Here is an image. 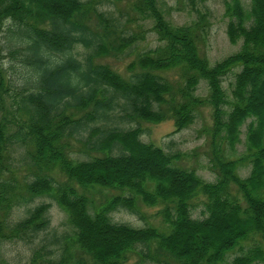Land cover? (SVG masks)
<instances>
[{"label":"trees","instance_id":"1","mask_svg":"<svg viewBox=\"0 0 264 264\" xmlns=\"http://www.w3.org/2000/svg\"><path fill=\"white\" fill-rule=\"evenodd\" d=\"M104 1L117 0H0V34L6 19L18 25L7 34L24 49L28 68L10 86L0 63V264H9L4 239L32 237L48 225L49 201L9 217L14 205L40 194L63 207L70 231L58 259L36 248L28 264H264V0H249L248 8L224 1L228 38L241 44L214 63L201 52L210 21L196 0H186L196 15L184 23L170 20L164 0H132L134 17L140 26L147 20L159 42L135 51L127 76L100 59L134 52L145 33L128 28L132 16L119 18ZM235 66L229 96L222 79ZM200 79L206 95L196 92ZM205 103L212 108V180L178 164L180 151L143 141L140 125L113 122L172 118L180 129ZM246 118L244 149L232 156L226 145L234 147ZM74 141L87 157L70 155ZM244 164L250 168L241 175ZM16 165L32 174L19 181ZM196 199L200 217L190 213ZM138 201L162 204L164 225L112 219L119 207L139 212Z\"/></svg>","mask_w":264,"mask_h":264},{"label":"rangeland","instance_id":"2","mask_svg":"<svg viewBox=\"0 0 264 264\" xmlns=\"http://www.w3.org/2000/svg\"><path fill=\"white\" fill-rule=\"evenodd\" d=\"M131 1L132 0H117L115 3L108 2V4L104 1V6L109 7L119 18L125 19L128 14L132 16L133 19L127 24L128 28L131 30L143 31V33H145L144 38H138L135 42L134 52L125 54L121 58L115 59L106 56L100 59V61L110 63L114 69L124 76H127L129 72L126 66L128 61L133 57L135 51L144 50L159 42L156 33L152 30H147L149 26L147 20H143L144 23L140 26V18H135L134 11L130 9ZM224 1L225 0H196V5L200 10H207L209 12V32L205 43L201 45V52L206 55L210 63H214L216 60L233 53L241 44V39L232 42L228 38L226 27L229 16L225 14ZM164 2L166 5L171 6L167 16L174 23H184L196 15V11L188 5L186 0H164ZM241 2L248 8L249 0H241ZM15 27H18L16 23L10 19H6L3 24V31L0 34V41L3 46L0 63L3 68L4 79L9 82L10 86L21 84L25 80V77L28 76V68L23 61L24 49H22L20 45L11 42L9 33L7 34L8 28L12 29ZM14 46L20 47L16 48L17 52L11 53V48ZM78 51L80 53L82 47L78 46ZM237 70L238 67L235 66L232 70L227 72L222 79V84L229 96L231 95L232 82ZM177 72L178 70L173 74L176 75ZM10 91H12V88L8 90L9 93ZM196 92L200 95H206L207 86L205 80L200 79ZM9 93H3L4 104L7 107H10L9 101L11 99ZM2 111L5 110L0 106V115ZM249 119L250 118H246L239 126V139L236 141L234 147L230 148L226 145V151L233 154L232 156H236L244 149L245 129ZM113 122L121 126L140 125L142 130L139 137L143 141H150L160 145L167 151H180L182 154L177 161L178 164L193 168L196 173L204 179H214L215 173L209 167L212 149L210 130L213 123L212 108L209 104L205 103L200 105L196 109L193 121L180 129H175L172 118H165L160 121H148L144 119L127 121L115 117ZM13 152H18V149L13 150ZM85 152L83 146L78 141H74L70 155L74 158H84L87 157ZM12 163L16 164L17 161ZM249 168V164L240 165L238 171L241 175H246ZM12 172L19 181L32 174L31 169L26 165H16L12 167ZM53 175L57 179L64 178L62 173L58 170L53 171ZM96 199H99L98 195H96ZM41 201L50 202V206L47 210L49 217L48 225L32 237L4 239L1 243V252L2 256L9 264H28L36 248L41 250L45 258L58 259L63 243V235L70 231V227L67 221L66 211L51 196L40 194L30 201L14 205L9 217L11 220L17 219L23 216L28 208ZM138 202L139 212L130 211L125 207H119L111 211L110 215L112 219L115 221L127 222L134 226L152 224L161 227L164 225L163 216L160 212L162 204L146 205L140 201ZM194 203V206H192L190 210L191 215L193 217L202 216V201L196 199ZM136 258L137 255L133 254L130 258V263ZM73 263L74 262H70L69 264ZM145 264L161 263L146 261ZM250 264L263 263L255 261Z\"/></svg>","mask_w":264,"mask_h":264}]
</instances>
